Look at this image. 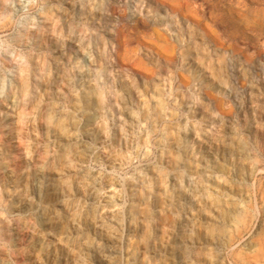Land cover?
<instances>
[{
    "label": "rangeland",
    "instance_id": "374dc122",
    "mask_svg": "<svg viewBox=\"0 0 264 264\" xmlns=\"http://www.w3.org/2000/svg\"><path fill=\"white\" fill-rule=\"evenodd\" d=\"M212 220L214 264H264V0H0V264H191Z\"/></svg>",
    "mask_w": 264,
    "mask_h": 264
},
{
    "label": "bare ground",
    "instance_id": "6f19581e",
    "mask_svg": "<svg viewBox=\"0 0 264 264\" xmlns=\"http://www.w3.org/2000/svg\"><path fill=\"white\" fill-rule=\"evenodd\" d=\"M99 12V11H98ZM111 12V11H110ZM67 18V17H66ZM71 17H69V22H71L73 19H70ZM67 25V24H66ZM121 61V60H120ZM122 63V62H121ZM171 63V62H170ZM100 65V64H99ZM119 65V64H118ZM123 65V63H122ZM122 65L120 67H122ZM103 68V67H102ZM125 68V67H124ZM104 69V68H103ZM99 74L102 72L101 69H99ZM104 75H107V70H104ZM102 76V75H101ZM97 77V76H96ZM100 80V76L98 79H96V85L91 87L93 88L91 93L89 95H87L85 98H83V100L81 102H83V105L88 107V106H96L100 109H104L106 108V105H107V97L105 96V90L104 88L101 86L102 83L99 82ZM102 81V80H101ZM41 84V79H37V84H36V87L39 88V85ZM22 85V89L24 91H27L28 90V87H29V83L27 80H23V83L21 84ZM99 86V88L97 87ZM43 89H44V96L46 97V101L48 100V95H49V86L48 84H46V86H43ZM43 95V94H42ZM41 95V96H42ZM39 104H41V101L39 102ZM59 106V105H58ZM45 106H43L44 108ZM123 107V106H122ZM45 110V109H44ZM76 110V109H75ZM35 111V110H34ZM99 111V110H98ZM42 119V118H41ZM51 122V126L53 127L54 129V132L56 133L55 137H57L58 140H61L62 137H63V132L66 130V125H65V122L62 120H58L56 119V121H50ZM22 123V121H21ZM102 128V127H101ZM91 129V128H90ZM18 133V135H20L22 138H23V146L22 148L25 149V145H26V142H25V139L27 137V134L25 132V129L24 127H22V125L20 124L18 127H16L15 129ZM101 131V130H100ZM67 134V133H66ZM101 134V133H100ZM183 134V133H182ZM38 135V134H37ZM85 136V135H84ZM36 139V138H35ZM92 139V138H91ZM57 141V140H56ZM191 141V140H190ZM55 142V141H54ZM60 142V141H59ZM62 142V141H61ZM21 143V144H22ZM32 143V142H31ZM38 144V143H37ZM91 148V147H90ZM4 149V148H3ZM23 149V150H24ZM192 149V148H191ZM27 151H29L28 153L31 152L30 148H26ZM25 150V151H26ZM73 150V149H72ZM187 150V149H186ZM24 151V153H25ZM185 154H186V151H185ZM35 157V156H34ZM66 157H70L69 154H66ZM212 159V158H210ZM30 160V158H29ZM177 160V159H176ZM184 161V160H183ZM181 161V162H183ZM188 162V161H187ZM25 164V163H24ZM54 162L51 163L50 167L48 168L49 169V176H52L55 174L54 171H56V174L58 175V180H55L54 178H51L50 179V183L46 186V190H45V197H44V201L46 203H49V202H54L55 200H57L58 197H60L62 194H65L67 193V187L68 185H66V181H61V176H60V169L59 170H55V167H54ZM195 170V169H194ZM62 171V170H61ZM84 171V170H83ZM193 171V170H192ZM195 172V171H194ZM29 175V174H28ZM30 176V175H29ZM87 177V176H86ZM30 179V178H29ZM206 179V178H205ZM28 180V179H27ZM49 180V179H48ZM57 181V182H55ZM209 181V180H208ZM17 182V181H16ZM19 182V181H18ZM29 182V180H28ZM73 182V181H72ZM21 185V184H19ZM72 186V185H71ZM75 187V186H74ZM24 189V193L27 194V196L30 194L31 192V189L29 188V186L27 185ZM147 191V190H146ZM203 191V190H202ZM206 191V190H205ZM70 192V191H69ZM137 192V191H136ZM189 192V191H188ZM201 192V191H200ZM139 193V192H138ZM24 194V195H25ZM199 194V193H198ZM75 195V194H74ZM141 195V194H140ZM191 195V194H190ZM26 196V195H25ZM43 196V195H42ZM195 196V195H194ZM192 197V196H191ZM29 198V197H28ZM193 199V198H192ZM152 200V199H151ZM147 203V202H146ZM195 203V202H194ZM208 203V202H207ZM213 204H216L218 205L219 204V200L216 199L214 202L212 201ZM211 204V203H210ZM201 205V204H199ZM220 205V204H219ZM15 207V206H14ZM19 207V206H18ZM134 210H140V212L144 215L148 214L150 212V208L148 206H145V207H138V206H134L133 207ZM244 209V208H243ZM204 210V209H203ZM202 210V211H203ZM209 210V209H207ZM247 211V210H246ZM216 212V211H215ZM219 213V212H218ZM246 215V214H245ZM215 216V215H214ZM243 217V216H242ZM77 214L74 213L72 214L71 216L67 217L66 219L63 220V222H61L60 224V230H61V233L62 235H66V237L68 239H71L70 242L68 245L69 246H73V247H77L79 243H81V240H80V237H81V231L80 230H74V231H70V226L77 220ZM196 219V218H195ZM246 219V217H245ZM54 220V219H53ZM243 219L242 218H239V221L241 222ZM77 222V221H76ZM140 222V221H139ZM219 222V221H218ZM218 222H216L215 220H212L210 223H209V227H207L206 229V232H205V240L203 241L202 239V235L200 236V234H196V238L194 239H189L188 237V262H190L191 264H214V260L216 259L217 255H216V243L220 241V237L222 235L225 234V230L224 228L217 224ZM229 222V221H228ZM51 225L54 226L55 225V222L54 221H51ZM131 225V224H130ZM142 225V224H141ZM73 226V225H72ZM147 226V225H146ZM234 226V224H233ZM49 227V226H48ZM191 227V226H190ZM134 228V227H133ZM146 228V227H145ZM197 228H200V227H197ZM228 228V227H227ZM236 232L239 231L238 228H236ZM132 230V229H131ZM147 230H149L148 228H146V234H147ZM139 231V230H138ZM144 232V231H143ZM197 232V231H196ZM228 233V232H227ZM192 234V233H191ZM237 234V233H236ZM140 235V234H139ZM189 235V234H188ZM224 237H227V236H224ZM231 237V236H230ZM190 238H193L192 236H190ZM88 239V238H86ZM140 239V238H139ZM65 240V239H64ZM130 240V239H129ZM225 240V239H224ZM66 241V240H65ZM134 241V240H133ZM222 241V240H221ZM228 242V241H227ZM226 242V243H227ZM139 243V242H138ZM136 243V244H133V243H130V246L132 248V255L131 256H134L136 257L139 253H140V246L139 244ZM143 243V242H142ZM220 243V242H219ZM86 244V243H85ZM221 244V243H220ZM223 244V243H222ZM221 244V245H222ZM228 244V243H227ZM62 245V244H61ZM88 245V244H87ZM86 245V247H88ZM129 246V245H128ZM218 246V245H217ZM259 246V245H258ZM256 246V247H258ZM230 247V246H229ZM261 247V246H260ZM264 247V246H263ZM250 248V247H249ZM71 249V248H69ZM69 249H66V250H69ZM42 250H43V247H42ZM113 250V249H111ZM182 251V250H181ZM68 252V255L76 260V262L79 264L81 262V258H80V254L75 251L74 249L70 250V251H67ZM98 253V252H97ZM130 253V252H129ZM259 253V251L257 252V254ZM256 254V255H257ZM260 255V253H259ZM129 256V255H128ZM258 256V255H257ZM255 256V258L257 257ZM182 257V256H181ZM249 257L247 256V259ZM254 258V257H252ZM258 259V258H257ZM255 259V260H257ZM245 261V259L243 260ZM109 263V261H108ZM148 263V262H147Z\"/></svg>",
    "mask_w": 264,
    "mask_h": 264
}]
</instances>
